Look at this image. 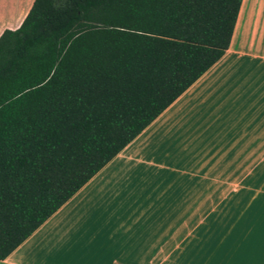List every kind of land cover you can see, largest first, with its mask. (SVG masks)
<instances>
[{"label": "trees", "instance_id": "1", "mask_svg": "<svg viewBox=\"0 0 264 264\" xmlns=\"http://www.w3.org/2000/svg\"><path fill=\"white\" fill-rule=\"evenodd\" d=\"M242 0H33L0 34V259L229 48Z\"/></svg>", "mask_w": 264, "mask_h": 264}, {"label": "rangeland", "instance_id": "2", "mask_svg": "<svg viewBox=\"0 0 264 264\" xmlns=\"http://www.w3.org/2000/svg\"><path fill=\"white\" fill-rule=\"evenodd\" d=\"M264 0H242L232 47H245L195 101H176L123 159L147 196L135 216L136 264H210L264 214ZM261 44V46H260ZM209 79H206L205 83ZM188 101V104H186ZM235 244V243H233ZM232 244V245H233Z\"/></svg>", "mask_w": 264, "mask_h": 264}, {"label": "crops", "instance_id": "3", "mask_svg": "<svg viewBox=\"0 0 264 264\" xmlns=\"http://www.w3.org/2000/svg\"><path fill=\"white\" fill-rule=\"evenodd\" d=\"M32 2L0 0V34L4 29H16ZM258 41L264 44V39ZM245 44L233 48L231 38L229 48L221 58L27 238L0 259V264H136L135 216L145 212L146 208L140 206L147 196L137 193L131 187L133 180L129 181L135 173L136 162L122 157L150 139L154 127L186 93L192 95L188 101H195L211 83L220 79L219 73L231 64ZM256 48L264 50L263 47ZM206 79L209 80L205 83ZM245 227L240 229V237L235 242L229 238L224 240L223 249L218 254L214 251L210 264H264V214L261 217L257 212L256 221Z\"/></svg>", "mask_w": 264, "mask_h": 264}]
</instances>
